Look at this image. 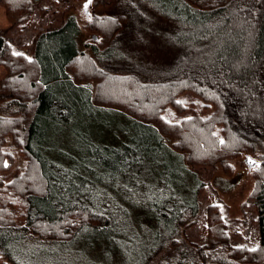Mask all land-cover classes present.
Masks as SVG:
<instances>
[{
  "label": "trees",
  "instance_id": "16d2710c",
  "mask_svg": "<svg viewBox=\"0 0 264 264\" xmlns=\"http://www.w3.org/2000/svg\"><path fill=\"white\" fill-rule=\"evenodd\" d=\"M41 1L0 4L17 23ZM144 1L157 3L178 21L165 35L178 53L172 69L162 74L114 65L117 39L128 42L135 30L138 0H115L114 13L93 25L108 41L102 51L93 46L99 59L80 44L82 28L75 14L39 32L31 51L17 50L0 33V65L7 68L0 87V253L13 264H91L109 258L110 264H124L128 247L138 251L137 264H144L163 243L174 247L167 264H264V0ZM183 88L195 91L212 113L203 115L197 107L179 120L165 117L169 104L178 113L185 111L175 100ZM91 112L129 120L135 131L130 143L116 154L104 144H88L77 155L61 151L68 158L64 164L51 163L42 145L49 126L69 125L73 116ZM158 148L179 158L194 186L180 198H166L144 177L124 194L118 185L131 173L145 171ZM245 153L257 157V164L248 167L256 184L243 204L256 210L258 244L254 249L237 244L234 233L239 231L229 226L218 203L206 208L203 235L187 241L186 228L198 224L204 209L200 193L206 186L193 167L221 165L230 173L233 159ZM103 195L116 196L117 208L146 206L136 218H152L163 226L135 233L124 252L117 250L119 215L113 198V204L105 205ZM79 239L73 253L58 251Z\"/></svg>",
  "mask_w": 264,
  "mask_h": 264
},
{
  "label": "rangeland",
  "instance_id": "374dc122",
  "mask_svg": "<svg viewBox=\"0 0 264 264\" xmlns=\"http://www.w3.org/2000/svg\"><path fill=\"white\" fill-rule=\"evenodd\" d=\"M114 2L115 0H107L105 2L103 0H91V3H88V0H65L64 3H59L58 0H42L39 6L42 10H39V7L36 8L35 12H32L26 20L17 23L11 22L9 15H7V8L3 6L4 4H0V33L10 38L17 50L31 51L33 48L32 43L39 32L50 27H57L61 25L68 15L75 14L82 28L79 37L80 44H84L83 49H85L88 56L94 58L98 54L95 52L93 46H97L102 51L103 47L108 44V41L104 38L105 36L101 30H93V25L97 23V20L100 22L102 19L107 18L109 14L114 13L115 5L112 6L115 4ZM85 4H88L87 10H85ZM138 5L139 7L136 8L138 13V19L135 20L136 26L131 27L135 30L130 35H127L131 38L128 42H124L126 39L121 41L117 39L116 41L120 47L113 49L114 65L118 64L121 68L136 71L142 70L144 74L165 73L172 69L176 54L178 53V49L174 47L175 45L172 42L166 39L165 35L168 33V29L178 26V21L163 13L157 7V3L153 4L152 2L148 3L144 0H138ZM120 19L121 23L127 22V19ZM168 24L170 26L166 27ZM93 33L96 34L93 35ZM85 42L89 45L85 46ZM6 72L7 68L0 65V87ZM183 89L176 94L175 100L186 107L185 111L178 113L174 105L169 104L166 106L165 117L179 120L180 118L191 116L195 113L197 107L203 115L212 113L213 107H202L201 97L195 91ZM134 134L135 131L130 126L129 120L124 117L116 113L112 115V113L91 112L73 116L69 125L54 124L49 126V131L45 134L42 145L48 149L51 163L58 162L64 164V160H68V158L63 157L60 154L61 151L77 155V153L85 149L86 145L99 143L104 144L109 153L113 149V152L116 154L117 149L124 143H130L128 138ZM144 138L145 136L140 133L141 142ZM169 138L168 142L170 140L171 144H173L174 139ZM156 154V157L152 158L149 163L147 162L145 171L139 170L138 172L131 173L126 176L124 182L118 185V188L123 187L122 192L124 194L127 193V189L131 190L130 186L133 187L135 182L144 177L149 187H158L166 198H180L186 189L191 188L192 185L194 186L190 172L182 169L178 163L180 161L179 158L172 151L165 153V150L158 148ZM248 155L257 159L251 153L235 157L232 161L234 169L230 173H227L221 165H196L193 167L200 172L202 178L206 181V186L200 193L204 209L197 218L199 220L198 224L194 223L186 228L185 237L187 241H196L203 235L206 226V208L213 203H218L228 217L229 226L239 231L238 233H234V239L238 242L237 244L245 246L247 249H254L256 247L259 240L256 210L255 208L252 210L250 206L246 209L244 208V202L248 200L256 184V176L248 169V163L245 161ZM80 158L84 159L85 156H81ZM190 168L194 170L191 166ZM157 180L159 181L157 182ZM109 188L110 186L105 189ZM112 198L117 208L116 196L103 195L105 205L111 204ZM124 201L127 207L131 206L129 197L124 198ZM94 206L99 211H102L98 206ZM135 207L137 211H130L123 207H119L116 210L117 215H119L118 222L121 223L119 228L122 231L121 236L115 244L117 250L122 248L121 251L124 252L126 250L125 247L130 246L132 241L129 239L133 240L135 233L150 229L151 227L159 228L163 226L159 225L158 222L156 224V220L152 218L144 220L136 218V212H141L146 206L141 208L135 205ZM128 215L130 216L127 218ZM132 217H134L133 223ZM187 232H190L193 236L189 237ZM107 235L110 238L108 233ZM80 241L81 239L73 244L62 245L58 251L64 254H69V251L73 253ZM111 242L113 243V241ZM163 244L164 248L159 249L149 259V262L147 260L144 264H167L168 256L174 247L172 245L167 246L165 243ZM101 250H103L102 246ZM136 252L138 251L135 250L133 252L128 247V256L123 263L137 264ZM90 254L92 256L94 252L90 251ZM90 261L91 264H110L111 258ZM118 261L114 259V263ZM140 263L143 264L142 261ZM0 264L13 263L0 253Z\"/></svg>",
  "mask_w": 264,
  "mask_h": 264
},
{
  "label": "water",
  "instance_id": "95a60500",
  "mask_svg": "<svg viewBox=\"0 0 264 264\" xmlns=\"http://www.w3.org/2000/svg\"><path fill=\"white\" fill-rule=\"evenodd\" d=\"M248 164L249 169H251L253 166L257 164V161L252 156H247L245 160ZM254 161L255 163H252Z\"/></svg>",
  "mask_w": 264,
  "mask_h": 264
},
{
  "label": "snow or ice",
  "instance_id": "6c2138e0",
  "mask_svg": "<svg viewBox=\"0 0 264 264\" xmlns=\"http://www.w3.org/2000/svg\"><path fill=\"white\" fill-rule=\"evenodd\" d=\"M88 3H91V0H88ZM88 4H85V10H87ZM18 55H22L20 53H17ZM252 163H255L254 161H252Z\"/></svg>",
  "mask_w": 264,
  "mask_h": 264
}]
</instances>
